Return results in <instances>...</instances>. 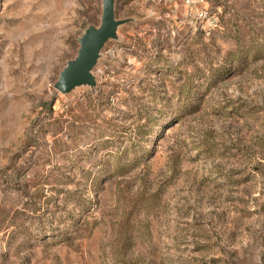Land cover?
<instances>
[{
  "label": "rangeland",
  "instance_id": "obj_1",
  "mask_svg": "<svg viewBox=\"0 0 264 264\" xmlns=\"http://www.w3.org/2000/svg\"><path fill=\"white\" fill-rule=\"evenodd\" d=\"M210 7L115 1L61 95L102 0H0V264H264V0Z\"/></svg>",
  "mask_w": 264,
  "mask_h": 264
},
{
  "label": "water",
  "instance_id": "obj_2",
  "mask_svg": "<svg viewBox=\"0 0 264 264\" xmlns=\"http://www.w3.org/2000/svg\"><path fill=\"white\" fill-rule=\"evenodd\" d=\"M115 1L118 0H102L100 24L98 27H88L77 40L76 56L66 63L53 85L57 93L65 95L84 86L94 88L92 70L100 51L108 41L116 39L118 27L126 23V21L115 20L113 14Z\"/></svg>",
  "mask_w": 264,
  "mask_h": 264
},
{
  "label": "built area",
  "instance_id": "obj_3",
  "mask_svg": "<svg viewBox=\"0 0 264 264\" xmlns=\"http://www.w3.org/2000/svg\"><path fill=\"white\" fill-rule=\"evenodd\" d=\"M213 1L215 0H140L152 5L181 6L190 17L193 27L205 37L211 35L217 24L215 10L210 7Z\"/></svg>",
  "mask_w": 264,
  "mask_h": 264
}]
</instances>
